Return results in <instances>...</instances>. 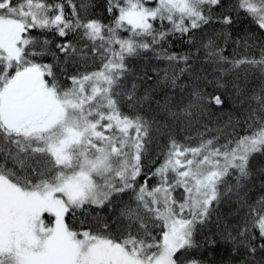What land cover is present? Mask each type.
<instances>
[{
	"label": "snow or ice",
	"instance_id": "snow-or-ice-1",
	"mask_svg": "<svg viewBox=\"0 0 264 264\" xmlns=\"http://www.w3.org/2000/svg\"><path fill=\"white\" fill-rule=\"evenodd\" d=\"M0 264H264V0H0Z\"/></svg>",
	"mask_w": 264,
	"mask_h": 264
},
{
	"label": "trees",
	"instance_id": "trees-1",
	"mask_svg": "<svg viewBox=\"0 0 264 264\" xmlns=\"http://www.w3.org/2000/svg\"><path fill=\"white\" fill-rule=\"evenodd\" d=\"M246 27H248V24H247V22L246 21H243V22H241V23H239L238 25H237V30H242V29H244V28H246ZM186 133H184L183 131H181V133H180V136L181 137H183L184 135H185ZM191 135H195V132L193 131V132H191L190 133ZM194 142V141H193ZM226 257V254L221 250V251H218L216 254H215V259L219 262V261H221L223 258H225Z\"/></svg>",
	"mask_w": 264,
	"mask_h": 264
}]
</instances>
